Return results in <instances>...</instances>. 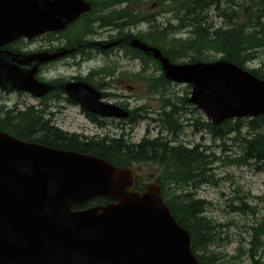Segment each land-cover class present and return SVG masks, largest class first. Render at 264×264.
I'll return each mask as SVG.
<instances>
[{
    "label": "water",
    "instance_id": "obj_1",
    "mask_svg": "<svg viewBox=\"0 0 264 264\" xmlns=\"http://www.w3.org/2000/svg\"><path fill=\"white\" fill-rule=\"evenodd\" d=\"M85 7L82 0H0V46L61 30ZM57 13L63 21H56ZM133 47L159 60L169 81L192 85L189 103L213 125L264 115V82L234 64L173 65L158 49L137 40ZM1 84L37 96L50 91L20 73L2 71ZM80 86L88 88V98ZM66 91L93 114L129 116L100 103L84 84ZM135 186L132 168L0 132V264H199L191 235L165 205L159 186L148 185L144 193ZM96 198L112 203L74 210Z\"/></svg>",
    "mask_w": 264,
    "mask_h": 264
},
{
    "label": "trees",
    "instance_id": "obj_2",
    "mask_svg": "<svg viewBox=\"0 0 264 264\" xmlns=\"http://www.w3.org/2000/svg\"><path fill=\"white\" fill-rule=\"evenodd\" d=\"M167 0H160L165 3ZM211 0H203L202 12H209L207 8L216 6ZM217 2V0H212ZM229 7L228 10L224 4L217 6L219 12L218 17L224 19L220 25L221 32H210L205 28L202 31L195 30V34L188 38L185 42L173 41L170 44L168 40V29L157 28L158 36L152 37L156 41L155 45L162 48L164 54L172 62H183L187 59L190 62L211 61L207 56L210 52L222 54V58L244 66L246 63L255 58V54L264 50V37L255 32L248 37L243 33L248 27L264 28V0H224ZM220 2V0H219ZM176 18L180 21V26L175 28L180 30L185 26H191L187 18L189 12L193 10V0H174ZM230 10V11H229ZM260 26V27H259ZM199 28V25H197ZM228 32L230 35L234 33L230 39L223 33ZM241 33V34H240ZM157 34V33H156ZM251 38L244 45L238 39ZM169 44V49L166 45ZM142 55V54H141ZM144 61L150 60L142 55ZM251 72L264 80V63L258 70ZM159 83L167 82L164 76L158 80ZM174 97L172 100L166 99L162 103L161 110L157 113L155 121L161 128V135L168 133L166 138L160 137L156 140H144L142 144L134 146L126 141L122 146L114 142L104 147L101 143L91 142L81 144L76 142L74 137H68L54 128H45L36 133L32 127L30 119L24 115L35 114V111L19 113L21 117L11 118L13 112H9L5 117L0 116V131H6L20 139L26 141L38 142L54 148H65L76 150L78 152L91 154L104 158L105 160L115 164L116 166L127 167L133 165H141L143 163L158 164L162 173L158 178L164 190V198L167 205L173 210L178 222L186 228L193 239V251L196 254L200 264H215V255L209 253V248L216 242V236L213 231L203 229L206 225H210L209 221L199 218L196 211L203 208L202 205L190 198L188 195H172V191L184 190L188 185H196L200 181H205L207 177L208 167L211 164V157L207 154L201 156L199 150H188L181 147H170L171 141L176 140L180 132V122L184 111L188 110L187 103L184 100L178 101ZM151 110L149 107L136 110L132 116L140 120L148 119ZM24 116V117H23ZM192 127L196 132L205 130L214 138L223 139L228 133H237L234 141H238L241 147L240 157L232 163L239 165H251L256 170H264V117L251 121L237 120L236 122H228L227 126L214 127L209 122H203L201 118L193 119ZM247 129V136H242L241 131ZM123 147L122 151H119ZM103 203V201H101ZM190 206L193 211H190ZM262 234L255 233L250 247V257L254 260L257 249L261 246L260 237Z\"/></svg>",
    "mask_w": 264,
    "mask_h": 264
},
{
    "label": "flooded vegetation",
    "instance_id": "obj_3",
    "mask_svg": "<svg viewBox=\"0 0 264 264\" xmlns=\"http://www.w3.org/2000/svg\"><path fill=\"white\" fill-rule=\"evenodd\" d=\"M86 1L97 12L108 13L109 16L103 19L97 17L95 13L88 14V16H82L76 23L60 33L10 43L0 49L1 52L9 55L8 57L3 56L1 59L16 65L22 73H27L31 68L36 69V79L39 82L54 85L56 87L54 93L56 92L65 106L71 100L67 94H63L65 92L63 86L82 82L100 91L102 100L105 103H113L124 108L133 109L136 106L135 98L139 97L136 92L142 91L144 88L147 90V85L138 82L140 72L131 69L133 72H130L129 77H127V72L121 71L120 68L121 63L127 59V48L131 44L127 35L125 18L120 12L126 8L127 2L126 0H120V2L118 0ZM83 20L90 23V28L85 31L83 41L78 42L73 39L71 32L74 30L73 26ZM56 53L59 57L54 61L38 62L37 60L41 55ZM130 59L131 63H138L137 59ZM91 62L114 66L115 68L110 69V72L102 73V75L108 80H115V82L102 81V75L95 73V68H90L89 64ZM0 91L4 95L9 92V94H12L7 87L0 88ZM125 92H128V94L125 95ZM24 116L36 122V126H32L36 133L52 126L57 127L54 124L57 118L58 122H67V118H61L60 113H58V116L42 114ZM84 118L96 124L98 120L102 121L98 123L99 126L101 124L109 126L113 122L112 120L94 119L87 115H84ZM122 134L123 132L120 131V134L114 136V139L119 143L122 140ZM81 137L85 138V135L82 134ZM106 145H109V143ZM106 145L104 144L103 147H106Z\"/></svg>",
    "mask_w": 264,
    "mask_h": 264
},
{
    "label": "rangeland",
    "instance_id": "obj_4",
    "mask_svg": "<svg viewBox=\"0 0 264 264\" xmlns=\"http://www.w3.org/2000/svg\"><path fill=\"white\" fill-rule=\"evenodd\" d=\"M224 4V0H221ZM150 3H153L151 0ZM223 8H226L228 10V6H225ZM145 11L142 13V18L145 16H149V14H155L158 12V9L156 7H153L152 4H147V6L144 8ZM230 11V10H229ZM210 13V20L215 24V26H220L222 23V20L217 17V13L215 11H211ZM171 13L161 15L157 18L158 22L162 24V26H167V23L169 20H171ZM172 24L174 26H179V24L176 21H173ZM149 26L147 23H142L136 26H132V31L135 33L140 31H148ZM188 37V35H185ZM259 58L255 62H250L246 64V67L248 68H259L262 65V61H264V50H261L257 53ZM210 60H219L222 58V54L210 52L207 54ZM186 61H189L188 59ZM126 65H128V62H126ZM133 69L139 70V64H134ZM157 75L160 76V72L157 71ZM174 91L179 97H182L186 92V86L183 85H176L173 87ZM149 91H137L136 93L141 96L139 99H137L135 102L137 106H144L149 105L151 107V111L155 112L158 111L162 104L159 103L157 100H149L146 96H144ZM1 96V94H0ZM10 105L18 104V108L20 110H23L27 104V106H36L37 101L27 97L24 94L21 95H12L9 99ZM48 103H52V101H49ZM51 113H56L57 109L52 108L49 110ZM61 118L65 119L67 118L68 123H60L59 125L61 128L69 133H75V134H85L89 137L92 136H104L105 133H108L110 135L119 134L120 131H115L114 128L110 127L108 129L100 130L94 127L93 125L89 124L85 120L82 119V114L79 111L78 108L71 107L68 109H65L62 113ZM155 114L153 113V115ZM187 118H190V116L187 115ZM197 118V115H196ZM71 120H77L71 122ZM58 126V118L55 122ZM140 124V123H139ZM138 124V125H139ZM148 123L144 122L141 123L139 126H137L133 132L131 133V136L129 138L130 142L132 143H138L143 138L146 126ZM154 124H151L152 129V137H156L159 131L158 127H154ZM130 130L129 127L126 128V132L128 133ZM242 136H247L248 134L247 129H243L241 131ZM201 136L196 137L195 139H192L191 134V128L186 127L183 132L180 133V141L184 143L187 147L193 146V144L201 143V140L199 139ZM235 136H230L229 138H226L225 140H216L213 141L210 136L207 134L203 136L204 138V144L207 147H212L213 153L217 157H220L223 155L222 151L227 153V155H237L240 153V148L238 147L239 142L233 143V138ZM225 144V147L223 146ZM222 148V151L221 149ZM226 149V151H225ZM229 158L226 160H223L220 163H217L214 165V171L210 175L215 177V180L213 179L214 183H208L203 185L197 193L198 198L205 200L207 202H210L213 206L210 208V210L207 212L206 216L210 218L212 221L219 223V224H232L229 226H226L223 229V236L225 238H228L230 240H233L230 244H225L222 242H217L215 246L211 248L212 251L215 253H220L224 256L233 257L236 255V250L239 248V244L242 241V238L246 240L248 243L250 237L246 233L245 227H250L253 222L255 221L252 219V216L249 215L247 218L242 217L236 214H227L225 212L226 210V202H228L232 198V192H234V188L236 189L238 186L241 188V190L245 192H249L250 195L253 197L251 200H249L250 204L255 207H259V217L258 220H260L261 216L264 214V173H255L253 169L250 167H240L236 165H230L229 164ZM159 173V168L156 165H143L140 168H138V176L141 179V182L143 184L151 183L152 180L157 176ZM220 180V181H219ZM211 181V180H210ZM235 192L239 193L241 192ZM255 198H261L259 200ZM245 249H247V246H243ZM243 264H251L249 260L244 259L242 260Z\"/></svg>",
    "mask_w": 264,
    "mask_h": 264
},
{
    "label": "bare ground",
    "instance_id": "obj_5",
    "mask_svg": "<svg viewBox=\"0 0 264 264\" xmlns=\"http://www.w3.org/2000/svg\"><path fill=\"white\" fill-rule=\"evenodd\" d=\"M202 2H203V0H193V7L194 8H193V10H191V12H189V14L187 16V18L189 19L188 20L189 24H191V26H189V25L185 26V27L181 28L180 30H176L174 28L168 29L167 34L169 37L174 38V41H177V42H185L188 40L185 35H188V37H191L195 34V32L193 31V28L195 30H199V31H202L205 28H207V30H209L210 32H221V34H222L223 29L222 28L220 29L219 28L220 26H215L213 24V22L209 19L210 18L209 12H205V11L202 12V10H201ZM210 2H213L216 5L215 7L221 5V2H219V0H217V2L211 0ZM224 5L227 6L226 1H224ZM210 9L207 8V11H210ZM123 12L125 14L133 15V12H131L127 7L124 8ZM197 25H199V28H197ZM150 30L153 33H157V27L151 28ZM255 32H258L260 35H262V34H264V28L258 29L252 25V26L248 27L244 32H241V33H243V36L248 37L249 35H251ZM223 33H225L229 37V39L234 34V33H232L230 35L228 32H225V31H223ZM263 37H264V35H263ZM238 39H240L244 45H246L251 40V38L243 39L241 37H238ZM145 118L146 117H143V119H145ZM31 122H32V126H36L35 121L31 120ZM38 126H40V125L38 124ZM130 144H132L134 146L138 145L137 143H130ZM170 147H173V148L174 147H181L183 149L190 148V150H196V149L200 148V145L194 143L193 146L187 147L180 140H174L170 144ZM102 148L104 150V147H102ZM122 150H123V147L119 151H122ZM190 211H193V207H191V206H190ZM207 212H208V210H206L204 208H199V210L196 211L197 216L199 218H202L205 220L208 219V217L206 216ZM255 264H259V263H255Z\"/></svg>",
    "mask_w": 264,
    "mask_h": 264
}]
</instances>
